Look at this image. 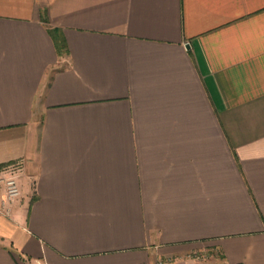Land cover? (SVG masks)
<instances>
[{"label":"crops","instance_id":"1","mask_svg":"<svg viewBox=\"0 0 264 264\" xmlns=\"http://www.w3.org/2000/svg\"><path fill=\"white\" fill-rule=\"evenodd\" d=\"M11 167L0 264H264V0H0Z\"/></svg>","mask_w":264,"mask_h":264},{"label":"rangeland","instance_id":"2","mask_svg":"<svg viewBox=\"0 0 264 264\" xmlns=\"http://www.w3.org/2000/svg\"><path fill=\"white\" fill-rule=\"evenodd\" d=\"M211 246L203 243L195 244L182 252L178 257L163 258L157 264H205L218 257V253Z\"/></svg>","mask_w":264,"mask_h":264},{"label":"built area","instance_id":"3","mask_svg":"<svg viewBox=\"0 0 264 264\" xmlns=\"http://www.w3.org/2000/svg\"><path fill=\"white\" fill-rule=\"evenodd\" d=\"M0 182L5 189V202H11L19 196L20 191L17 183V169L15 167L7 169L0 178Z\"/></svg>","mask_w":264,"mask_h":264},{"label":"trees","instance_id":"4","mask_svg":"<svg viewBox=\"0 0 264 264\" xmlns=\"http://www.w3.org/2000/svg\"><path fill=\"white\" fill-rule=\"evenodd\" d=\"M48 33L53 41L56 52L59 56H63L67 53V46L63 38L62 32L59 29H48Z\"/></svg>","mask_w":264,"mask_h":264},{"label":"water","instance_id":"5","mask_svg":"<svg viewBox=\"0 0 264 264\" xmlns=\"http://www.w3.org/2000/svg\"><path fill=\"white\" fill-rule=\"evenodd\" d=\"M188 47V46H187Z\"/></svg>","mask_w":264,"mask_h":264}]
</instances>
